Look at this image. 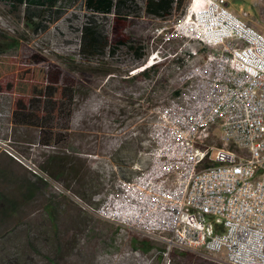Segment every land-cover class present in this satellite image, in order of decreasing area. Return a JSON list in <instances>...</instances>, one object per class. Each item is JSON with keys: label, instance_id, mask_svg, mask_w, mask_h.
Masks as SVG:
<instances>
[{"label": "rangeland", "instance_id": "rangeland-1", "mask_svg": "<svg viewBox=\"0 0 264 264\" xmlns=\"http://www.w3.org/2000/svg\"><path fill=\"white\" fill-rule=\"evenodd\" d=\"M131 1L135 11L94 15L113 52L115 47L113 55L106 51L102 57L81 53L80 28L93 15L84 0L44 22L37 33L23 7L13 11L0 3V264L166 263L162 245L144 251L135 241L145 238L83 208L146 170L149 125L183 70L181 59L173 58L181 44L164 46L152 62L149 57L159 49L156 32L177 20L189 0H175L167 19L149 17L147 0ZM225 2L264 35V0ZM133 43L142 48L141 60L128 49ZM80 62L99 67L100 75L86 70L81 80L70 69ZM145 69L151 71L140 75ZM47 155L81 167L85 180L99 178L100 190L84 198L75 179L69 187L52 179L38 165ZM168 262L213 264L201 254L177 250Z\"/></svg>", "mask_w": 264, "mask_h": 264}, {"label": "built area", "instance_id": "built-area-1", "mask_svg": "<svg viewBox=\"0 0 264 264\" xmlns=\"http://www.w3.org/2000/svg\"><path fill=\"white\" fill-rule=\"evenodd\" d=\"M154 39L149 61L181 44L183 70L149 125L146 170L83 208L162 245L165 264L174 250L264 264V35L225 0H189Z\"/></svg>", "mask_w": 264, "mask_h": 264}, {"label": "trees", "instance_id": "trees-1", "mask_svg": "<svg viewBox=\"0 0 264 264\" xmlns=\"http://www.w3.org/2000/svg\"><path fill=\"white\" fill-rule=\"evenodd\" d=\"M77 0H0L1 4L8 6L11 10L15 11L23 7L25 12V19L33 27L34 32H38L42 27L44 22H49L53 17L59 16L67 8L71 7ZM176 3L175 0H147L145 5V12L151 18L156 19H167L171 17L173 12V5ZM83 5L85 8L93 15H91L86 21L81 25V53L91 56L102 57L109 51L108 54H114L113 47L109 45L107 38L104 36L101 27L96 24L94 15L107 16L111 14H119L122 11H135L137 9L136 5L131 0H84ZM36 20V21H34ZM107 47L109 49H107ZM132 51L138 60H141L144 56L140 52L142 49L140 46L134 43L128 47ZM83 61L85 59H82ZM82 62V61H81ZM72 64L71 71L75 74L82 76L81 80H86L85 78L86 70L92 73V75L99 76L97 68H92L83 65L82 63ZM154 68V67H153ZM150 69H145L140 72V75L147 76ZM107 73V72H106ZM105 73V74H106ZM108 75L112 74L110 71ZM77 102V100H75ZM36 138L33 139L29 144H35ZM64 158L55 155H47L45 161L40 162L39 167L47 173L52 179H58L61 183L70 186L69 182L74 181L77 186L81 187L76 192L79 195L86 197V192L90 193V196L96 194L99 189V178H90L85 180V174L82 172L81 167L76 166L74 163H63ZM83 169V167H82ZM68 171V173L66 172ZM67 176V180L64 179V175ZM91 175H89L90 177ZM136 181V180H135ZM69 183V184H68ZM136 245L142 248L144 251H149L157 243L142 239L141 241H135ZM164 251L163 249H160Z\"/></svg>", "mask_w": 264, "mask_h": 264}, {"label": "bare ground", "instance_id": "bare-ground-1", "mask_svg": "<svg viewBox=\"0 0 264 264\" xmlns=\"http://www.w3.org/2000/svg\"><path fill=\"white\" fill-rule=\"evenodd\" d=\"M178 198H185V191H178Z\"/></svg>", "mask_w": 264, "mask_h": 264}, {"label": "crops", "instance_id": "crops-1", "mask_svg": "<svg viewBox=\"0 0 264 264\" xmlns=\"http://www.w3.org/2000/svg\"><path fill=\"white\" fill-rule=\"evenodd\" d=\"M250 25V24H249ZM253 27V26H252ZM259 32V31H258Z\"/></svg>", "mask_w": 264, "mask_h": 264}]
</instances>
